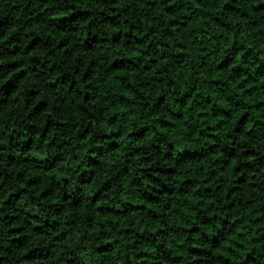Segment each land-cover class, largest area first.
<instances>
[{
  "label": "clouds",
  "instance_id": "clouds-1",
  "mask_svg": "<svg viewBox=\"0 0 264 264\" xmlns=\"http://www.w3.org/2000/svg\"><path fill=\"white\" fill-rule=\"evenodd\" d=\"M150 2L151 0H132L131 7H127L124 3L121 4L120 9H118L120 11V16L118 17L120 20V35L118 37L120 48L117 53L115 46L111 43L116 29L105 19V16L111 13L113 0H12L11 3L9 0H0V7L6 6L7 10H11L12 3H20L22 5L20 13H11L13 17L19 16L18 19H13L12 23L15 24L14 31L20 34L21 37L23 36L21 32L22 26L24 21L28 19L27 13L23 12V6L30 4L31 6L28 7L27 11L31 12L33 16L39 14L38 19L41 22V27L46 28L48 25H51L52 30L56 32L57 39L65 40L69 49V55L65 56L64 53H60L59 56H56L54 54L52 60V62L58 65H60L61 59L64 61L55 73L57 77L64 73H71L72 75L69 77V80L74 79L77 67L85 63L84 56H80L78 60L77 57L71 56L70 53L84 45L86 30L92 32L94 29V35L88 36L89 44H92L94 39L107 40L108 43L103 44L106 62L102 66H96L101 76L99 80L92 79L89 81L93 86L101 83L106 78L105 70L109 73L111 71L107 63L108 55H126L125 47L128 48V51H131L132 47H134V42L131 46L124 44L125 40L131 39V37L125 35L129 26H135L137 34L140 35L148 32V36L144 37L148 43L143 44L142 48H136L138 53H143L142 59L138 62L139 67L133 70V76L129 77L125 74V83H131L133 80L135 83L131 93L124 100H121L119 95H114L116 90L105 89L102 86L98 92L93 87L85 88L83 91H77L76 87H73L72 92H69L67 84L61 85L59 89L52 92L45 90L44 85L48 83L51 74L48 73L47 68L42 69L40 64H34L31 57L32 55H36L44 59L47 50L42 48L30 54L25 52L23 47L27 43V40L22 38L20 41L13 40L5 44L4 42L8 37L6 35L0 36V45H3V48H0V52L4 48L12 50L19 46V52L16 55L0 57V144L5 145V147L0 148V218L5 214L18 215L19 223L24 225V235L32 238V245L42 244L45 240L52 239V244L49 247L54 248L55 251L45 264H62L60 258L67 253L62 251L63 246L56 243L51 236L39 237L31 232V225L26 223V221L31 219L29 214L50 216L52 219L60 220L61 223L67 217L64 215L57 216L54 210L49 209L52 198L41 199L38 196L40 191L51 189L52 195L65 207H68L70 201L73 199L82 201V206H86L89 209L88 218H94L96 208L100 205L120 208L123 204L127 207L125 201L136 200L137 202H142L138 198L143 197L145 193H151L154 187L158 188L161 184L175 187L179 182V177H187L188 174V170L183 165H177L175 161L180 157L198 155L211 150L207 142L206 131L203 135L200 134L202 129L198 118L197 104L203 105L209 112V115L211 114L213 109L207 105L204 99L205 96L212 94L210 87L211 74L215 71L216 63L224 56L235 57L240 54L239 45L237 44L233 47V41L227 39L228 33H225L224 42L220 43V30L217 29L215 33L216 43L207 49V54H202L199 58L205 62L204 66H200L199 60L195 55H190L184 60L183 65L180 66L181 75L177 78V65L172 59V54L176 51L175 45L165 49L157 44L158 40L163 39L162 29L170 27L167 24L169 17L161 15L166 0H155L157 4L156 8L144 6ZM175 2L177 4L183 2L185 8L193 7V0H175ZM223 2L224 0H201L204 12L210 13L213 16L220 15L217 9L222 6ZM73 6L77 7V11L79 8L87 7L91 9V12L85 14L78 13L77 17L73 18L68 16V8ZM238 6L241 8V11L246 13L249 9V0H238ZM125 8H127L126 11L123 10ZM101 11L104 13L103 16L101 15ZM60 15L67 16V19L63 21L58 19ZM146 15L149 18L155 16L157 20L163 21L159 26L161 31L158 35L153 36L147 24L141 22ZM2 18L3 12H0V19ZM232 18H239V13L232 14ZM125 20L128 21L127 25L124 24ZM247 20L264 27V10L257 9L255 15H249ZM57 25L63 28V33L56 27ZM73 28L76 31H72ZM238 28L250 32L251 24L245 23L241 19L240 25H231L229 27V32L238 36ZM5 31L6 26L0 25V33H4ZM182 34L181 32L174 35L173 39L179 42V37ZM251 34L258 35L256 43L261 50H264V32ZM243 42L248 44L249 47L253 44V41L247 37ZM213 48L217 49V51L213 52ZM244 51H247V48ZM257 55L259 53L253 51L248 54L245 61L237 60L236 62L242 66H247L249 74L255 75V57ZM91 57L92 59H96L94 53L91 54ZM165 57H167V63H161L160 61L164 60ZM176 59L181 58L177 57ZM153 60L156 61L155 65L152 64ZM12 61H16L17 63L12 64ZM261 61L264 62V57H261ZM144 65H148L149 68L154 67L155 71L146 72ZM21 68L26 72V76L23 78L19 75L13 77L12 73L19 72ZM188 68L191 69V78L185 81L183 79V72ZM85 71H88L91 75L92 70L90 68H85ZM201 72L206 73V75L201 77ZM37 73L43 74L38 76ZM154 76L158 78L162 77L163 79L156 84L153 82ZM169 79H172L174 83L169 84ZM142 82L143 88H141ZM29 87L39 89L40 95L46 99L58 97L60 103L50 104L48 113H40L38 116L36 113H33V119L30 121L27 116V111L30 109H26L22 103L19 108L15 107L19 98L26 94V89ZM194 87L199 88L201 94L193 98L191 110H188L184 108L183 101H180V103L176 101L179 97L184 96L185 92H190ZM158 91L165 96L161 105H157L156 102V93ZM84 92L91 94L92 102L84 99ZM226 94L227 90L225 93L213 97V102L219 107L224 101ZM32 99L33 97L30 96L29 100L31 101ZM64 101L68 102L65 103ZM121 107H124L126 111L118 117H113L111 110L116 108L117 112H119ZM130 112H135L133 119H129ZM169 112H183L187 117H195V119L177 121V124L188 123L191 125L188 133L182 135L179 139L171 135H162L159 131H156L157 125L164 123ZM238 118L239 116L237 115L236 119ZM46 120L52 121L49 128L31 126L33 124L43 125ZM57 121H63V123H57ZM224 123L226 127L221 128L219 139L215 142L218 145L215 151L219 155L220 149L225 145L236 148V159L243 166L246 162V157L243 154L245 149L250 147L253 138L257 140L261 139V134H264V127L257 125L253 132L249 134L247 129L244 128L240 132H234L233 128L235 125L230 118L225 119ZM6 124L8 127L4 126ZM144 125H148L151 129L147 136L140 140L135 138L129 140V133L132 132L135 137ZM229 132L232 133V139L235 143L229 141L226 135ZM41 133L44 135H41ZM105 133H110V135L105 137ZM9 136L16 138L13 140V144H17L19 141L17 147L9 149L6 146ZM21 137L25 139L28 137L32 138L30 149L21 151L24 148ZM83 137H87V139L82 142ZM112 141H117L121 145H127V147L121 148L120 152H116V144L112 143ZM170 141L176 147H171ZM90 147L92 149L91 152L88 151ZM134 147L139 149L138 153L133 151ZM185 149L189 151H183ZM9 151L17 157H28L29 162L19 166L13 165L8 167L6 161ZM125 152H131L132 154L130 156L122 155ZM165 153H168L169 156H166ZM221 158L223 159V157ZM261 163H264V161ZM141 168L145 169L143 173L141 172ZM157 168H175L177 169V176L174 177L171 174L164 175L157 172ZM56 169H59L60 179H56L58 175ZM218 171L219 167H217ZM20 173L23 176L21 179H17V174ZM149 175L154 179H150ZM203 175L205 174H200V177L197 178L199 182L193 186V190H195V187H199L201 193H203L204 189L201 179ZM105 176L108 182L102 184ZM33 177H39L40 183L31 191L21 194L20 200L14 205L16 211H11L4 204V200L7 199L9 194L17 192L21 183L26 184ZM63 177H68L67 182H65ZM93 177L96 178L95 183L92 182ZM217 183H221V181L216 180L212 187H215ZM97 188H99L98 192ZM93 192L96 193L95 199L90 195ZM66 194L68 199H61ZM212 195L219 201L220 211L217 214L223 216L222 210L224 209L225 198L219 192H214ZM261 195L264 196V193ZM172 199L173 197H164L165 202L168 203ZM208 211H211V209ZM208 211L201 213V216L207 215ZM74 212L75 219L83 223L84 220L81 219L79 210L74 209ZM167 219L164 218L165 223H167ZM184 219L188 224H191L193 216L189 214L184 216ZM196 219L201 231L208 233L209 238L216 233L217 224L215 221H211L208 224H200V218ZM149 223L151 225L154 222L149 221ZM4 224L5 222L0 220V245H7L9 241ZM79 227V224L72 225L74 234L71 238L75 245L85 249L84 255L90 257L89 264H102V261L106 259L103 254L97 255L95 251L88 252L87 250L94 249L96 243L104 244L108 238L120 240V250H118L116 255L107 257L108 264H114L115 260L124 258L125 253L123 249L125 248H127L126 258L130 264H138L135 253L139 251V246L136 250H132L129 247L136 238L134 234L118 236L115 225L112 226L111 237L108 236L107 231L97 232L93 230L89 233L84 230L77 231ZM171 241H175L176 243L173 244ZM185 241V233L180 232L170 234L163 240L157 237L155 243L156 245L163 243L166 248H173L179 247L180 243H184ZM205 247H208V245L206 244ZM249 247H251L250 242ZM247 250L245 249V251ZM20 255V249L16 246H12L9 252H6L4 247H0V256L7 257L6 260H0V264H18ZM253 255L259 261V264H264V247L257 248ZM239 259L243 260L244 256L241 254ZM145 264H147V261H145ZM200 264H224V262L222 260L214 262L211 257H201ZM248 264H255V261L249 258Z\"/></svg>",
  "mask_w": 264,
  "mask_h": 264
},
{
  "label": "trees",
  "instance_id": "trees-1",
  "mask_svg": "<svg viewBox=\"0 0 264 264\" xmlns=\"http://www.w3.org/2000/svg\"><path fill=\"white\" fill-rule=\"evenodd\" d=\"M9 2L11 3L12 0H9ZM122 3L126 4L127 7H131L132 0H113L111 13L105 16V19L116 29L111 43L115 46L117 53L120 48L118 39L120 35V20L118 19L120 11L118 9H120ZM30 6V4L23 6V12L27 13L28 19L24 21L22 26V37L14 31L15 24L12 23L13 19H18L19 16L13 17L11 14L13 12L20 13L22 5L20 3H12L11 10H7L6 6L0 7V12H3L0 25L6 26V31L0 33V36L6 35L8 37L4 42L5 44L13 40L20 41L22 38L27 40L23 47L24 51L30 54L42 48L47 50L44 59L36 55L31 57L34 64H40L42 69L47 68L48 73L51 74L48 83L44 85L45 90L52 92L59 89L61 85L67 84L69 92H72L73 87H76L77 91L93 87L98 92L102 86L105 89L116 90L114 95H119L121 100L127 99L135 81L125 83V74L131 77L134 75L133 70L139 67L138 62L142 59L143 53H138L136 48H142L143 44L148 43L144 39L145 36H148V32L140 35L137 34L135 26H129L125 35L131 37V39L125 40L124 44L131 46L134 42V47H132L131 51H128V48L125 47L126 55H108L107 63L111 71L109 73L105 70L106 78L101 83L93 86L89 81L100 79L101 73L96 66H102L106 62L103 44L108 43V41L94 39L93 43L89 44L88 36L94 35V29L92 32L86 30L84 45L70 53L71 56L77 57L78 60L80 56H84L85 63L77 67L74 79L69 80L71 73H64L57 77L55 73L64 61L61 59L60 65H58L52 62L53 56L54 54L59 56L60 53L68 56V46L64 39H57L56 32L52 30L51 25L46 28L41 27V22L38 19L39 14L33 16L31 12L27 11ZM144 6L156 8L157 4L155 0H151L150 3H146ZM257 9L264 10V0H249V9L246 13L241 11L238 6V0H224L222 6L217 9L220 15L216 16L204 12L201 0H193L192 8H185L183 2L177 4L175 0H166L161 15L169 17L167 24L170 27L162 29L163 39L158 40L157 44L165 49L175 45L176 51L172 54V59L177 65V78L181 75L180 66L183 65L184 60L190 55H195L199 60L200 66H204L205 62L199 58L202 54H207V49L216 43L215 33L217 29L220 30V43L224 42L225 33H228L227 39L233 41V47L238 44L241 50L238 56H224L215 65V71L211 74L210 83L212 94L204 98L207 105L213 109L211 114L209 115L203 105L197 104V113L202 129L200 134L203 135L206 131L207 142L211 150L198 155L180 157L175 161L177 165H183L188 170L187 177H179V182L175 187L161 184L158 188L154 187L151 193H145L143 197L138 198L142 202H137L136 200L125 201L127 207L123 204L120 208L100 205L96 208L94 218H88L89 209L86 206H82V201L73 199L70 201L69 206L65 207L52 195L51 189L40 191L38 196L41 199L52 198L49 209L54 210L57 216L64 215L67 219L61 223L60 220L52 219L50 216L29 214L31 219L26 221V223L31 225V232L35 236H51L56 243L63 246L62 251L67 254L61 256L62 264H89L90 257L84 255L85 249L75 245L71 238L74 234L72 225L76 224L80 225L77 231L84 230L89 233L93 230L97 232L107 231L109 237H111L113 225L116 226L118 236L134 234L136 238L129 247L132 250H136L139 246V251L135 253L138 264H145V261H147V264H200L201 257H211L214 262L222 260L224 264H248V260L251 258L255 261V264H259L253 253L256 252L257 248L264 247V231H262L264 229V196L261 195L264 193V163H261L264 161V134H261V139L259 140L253 138L250 147L245 149L243 154L246 157V162L243 166L236 159V148L225 145L220 149L219 155L215 151L218 146L215 142L219 139L221 128L226 127L225 119H232L235 125L233 128L234 132H240L244 128L250 134L257 125L264 127V62L261 61V57H264V50H261L256 43L258 35L251 34L264 32V27L247 20L249 15H255ZM123 10L126 11L127 8ZM90 12L91 9L87 7L79 8L78 11L76 6L68 8V16L73 18L77 17L78 13L85 14ZM235 13H239V18H232V14ZM101 15H104L103 11H101ZM58 19L63 21L67 19V16L60 15ZM241 19L245 23L251 24L250 32L242 28L237 29L238 36L229 32V27L231 25H240ZM141 22L147 24L153 36L159 34L161 31L159 26L163 23V21L157 20L155 16L149 18L147 15ZM124 24L127 25L128 21L125 20ZM154 24L156 25L155 27ZM56 27L63 33L62 27L59 25ZM72 31H76V29L73 28ZM181 32L183 34L180 35L179 42H177L173 39V36ZM246 37L253 41L251 47L243 42ZM149 46L151 47V45ZM0 48H3V45H0ZM245 48H247V51H244ZM212 51L216 52L217 49L213 48ZM253 51L259 53L255 57V75L249 74L247 66H242L236 62L237 60L245 61L248 54ZM18 52L19 46L12 50L4 48L0 52V57L14 56ZM93 53L96 55V59H92L91 54ZM177 57L181 59H176ZM160 62L167 63V57ZM11 63L16 64L17 62L12 61ZM155 63L156 61L153 60L152 64L155 65ZM85 68L92 70L91 75L88 71H85ZM33 70L35 71V69ZM144 70L146 72L155 71V68H149L148 65H144ZM42 74L37 73L38 76ZM12 75L13 77L19 75L23 78L26 76V72L21 68L19 72H13ZM205 75L206 73H200L201 77ZM190 78L191 69L188 68L183 72V79L187 81ZM162 79V77L154 76L153 82L158 84ZM168 83L172 84L174 81L169 79ZM141 88H143V82ZM226 90L227 94L224 101L218 107L213 102V97L225 93ZM200 94L199 88L194 87L190 92H185L184 96L179 97L176 102L180 103V101H183L184 108L191 110L193 98ZM83 95L86 101L92 102L90 93L84 92ZM30 96L33 97L31 101L29 100ZM164 99L165 96L158 91L156 93L157 105L163 104ZM64 102L67 103L68 101ZM21 103L26 109H30L27 111V116L31 121L33 113H36L37 116L40 113H48L49 105L58 104L60 100L58 97L46 99L40 95L39 89L29 87L26 89V94L19 98L15 107L19 108ZM111 111L113 117H118L126 109L121 107L119 112H117L116 108H113ZM237 115L239 116L238 119H236ZM134 117L135 112H130L129 119ZM187 119H195V117H187L183 112H169L164 123L157 125L156 131H159L162 135H171L179 139L182 135L188 133L191 125L188 123L177 124V121ZM51 123V120H46L43 125L33 124L31 126L49 128ZM57 123H63V121H57ZM4 126L8 127L7 124ZM149 131H151L150 127L144 125L135 137L130 132L129 140L133 138L137 140L143 139ZM41 135L44 134L41 133ZM104 135L107 137L110 133H105ZM226 135L230 142L235 143L232 139V133L229 132ZM15 139L14 136L7 138L6 146L9 149L18 146L19 141L17 144H13ZM21 139L24 143V148L21 151L30 149L32 138L28 137L25 139L21 137ZM85 139L87 137H83L82 142ZM112 143L116 144V152H120L121 148L127 147V145H121L117 141H112ZM169 143L171 147H176L171 144V141ZM3 147L5 145L0 144V148ZM88 151H92L91 147ZM133 151L138 153L139 149L134 147ZM183 151L189 150L185 149ZM131 154V152L122 153L125 156H130ZM165 155L169 156L168 153H165ZM7 156L6 164L8 167L19 166L29 162L28 157H17L11 151L7 153ZM217 167H219L218 172ZM56 171L58 173L56 179H60L59 169H56ZM144 171L145 169L141 168V172L143 173ZM156 171L164 175L177 176V169L175 168H157ZM201 173L205 174L201 178L204 184L203 193H201L199 187H195V190H193V186L199 182L197 178L200 177ZM22 176V173L17 174V179H21ZM149 178L154 179L151 175H149ZM63 179L67 182L68 177H63ZM216 180L221 181V183H217L215 187H212ZM92 182H96L95 177H93ZM107 182V177L105 176L102 184ZM39 183V177L29 179L26 184L21 183L19 190L9 194L7 199L4 200V204L11 211H16L14 205L20 200L21 194L31 191ZM98 191L99 188H97ZM214 192L221 193L225 198L224 209L222 210L223 216L217 214L220 211L219 201L212 195ZM90 195L93 199L96 198L95 192L90 193ZM164 197H173V199L168 203L165 202ZM61 199H68L67 194ZM74 209L79 210L80 217L84 220L83 223L75 219ZM209 209L211 211H208ZM206 211H208V214L201 216V213ZM189 214L193 216L191 224H188L184 219V216ZM164 218H168L167 223L164 222ZM196 218H200V224H208L211 221H215L217 224L216 233L209 238L208 233L201 231ZM0 220L5 222L4 227L7 229L9 237L7 245H0V247H4L6 252H9L12 246L18 247L21 253L18 264H45L54 253L55 249L49 247L52 244V239L45 240L42 244H31L32 238L24 235V225L19 223L18 215L5 214ZM149 221L154 223L150 225ZM180 232L185 233L186 241L180 243L179 247L166 248L163 243L160 245L155 243L157 237L163 240L170 234ZM249 242L251 247H249ZM171 243L175 244L176 242L171 241ZM206 244L208 247H205ZM245 249L248 250L245 251ZM118 250H120V240L108 238L104 244L96 243L94 249H88L87 251H95L97 255L103 254L106 259L102 261V264H108L107 257L116 255ZM123 251L125 257L115 260L114 264H130L126 258L127 248L123 249ZM241 254L244 256L243 260L239 259ZM6 259L7 257L0 256V260Z\"/></svg>",
  "mask_w": 264,
  "mask_h": 264
}]
</instances>
